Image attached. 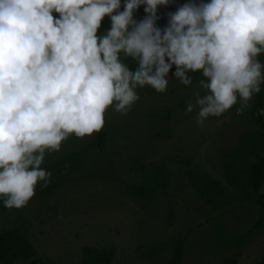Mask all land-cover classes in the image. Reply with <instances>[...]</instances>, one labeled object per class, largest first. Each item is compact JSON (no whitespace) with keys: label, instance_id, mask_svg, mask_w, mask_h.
Instances as JSON below:
<instances>
[{"label":"clouds","instance_id":"9594fccd","mask_svg":"<svg viewBox=\"0 0 264 264\" xmlns=\"http://www.w3.org/2000/svg\"><path fill=\"white\" fill-rule=\"evenodd\" d=\"M0 0V201L21 209L46 188V156L70 137H91L111 109L121 115L139 89L166 93L169 72L207 94L189 103L203 128L264 85V0ZM143 6L145 15L135 13ZM122 9V10H121ZM110 27L98 34L104 18ZM135 63V68L128 61Z\"/></svg>","mask_w":264,"mask_h":264},{"label":"rangeland","instance_id":"374dc122","mask_svg":"<svg viewBox=\"0 0 264 264\" xmlns=\"http://www.w3.org/2000/svg\"><path fill=\"white\" fill-rule=\"evenodd\" d=\"M185 1L159 6L157 25L165 27L163 11ZM134 15L142 19L143 6ZM109 27L105 17L98 34ZM259 59L264 62V54ZM128 63L135 68L134 62ZM173 72L174 67L166 93L139 89L140 100L127 115L110 109L99 133L72 136L59 152L46 156L42 167L47 170L87 150L79 167L51 193L0 213V232H21L31 248L25 260L7 264H81L85 249L105 255V264H167L175 248L177 254L181 251L178 264H259L264 258V220L245 184L251 158L242 136L258 128L245 110L244 115L238 111L239 103L199 127L198 108L189 113L186 107L195 104L197 93L207 94L198 83L202 76L190 73L193 83L184 86ZM261 90L264 103V85ZM239 142L241 152L231 161L244 176L227 180L222 150ZM193 172L217 182L222 196L207 204L187 177ZM151 176L156 187L152 198H137L132 188Z\"/></svg>","mask_w":264,"mask_h":264},{"label":"trees","instance_id":"16d2710c","mask_svg":"<svg viewBox=\"0 0 264 264\" xmlns=\"http://www.w3.org/2000/svg\"><path fill=\"white\" fill-rule=\"evenodd\" d=\"M208 1V0H207ZM187 2V0L185 1ZM183 2V3H185ZM182 3V4H183ZM173 5L170 9L163 12H174L179 5ZM162 12V13H163ZM166 14V13H165ZM164 15V14H163ZM167 16V14H166ZM166 16L164 19L166 20ZM167 24V21L163 22ZM256 94L254 99L250 102L251 106L246 108V118L253 123L258 129L250 130L245 132L242 136L246 138V154L250 156L251 160L248 165L245 166V172L247 175V182L245 184L255 194L254 204L258 208L260 221L264 220V155L261 156V151L264 150V116L261 111H264V103L262 101L261 94ZM245 111L241 112L244 115ZM242 146V142L229 151L222 150V155L225 160V177L228 180V176L233 175L236 178L242 179L244 174L243 171L232 167V156L236 155L239 151L238 147ZM86 149L73 154H70L55 163L52 164L47 170L51 172L50 183L46 188L41 189L39 184L36 188V194L34 197L43 198L49 193H51L61 180L67 175L75 171L84 159V154ZM232 168L231 173L229 169ZM189 181L193 184L194 188L198 187L197 194L204 198L207 204H212L215 197L222 196V191L217 189V182L210 180L207 175L201 174L196 175L193 173H187ZM238 176H237V175ZM163 175L165 173L163 172ZM151 180H146L144 184L135 186L132 188L134 195L142 200H150L155 192V182L153 181V176L150 177ZM165 184L161 185V189L164 190ZM6 208L3 206L2 201H0V213ZM176 249V248H175ZM174 249L171 260L167 264H178L180 259V252ZM31 252L29 243L24 238L21 232L11 231V232H0V264L11 263L13 260H25L27 255ZM177 254V255H176ZM106 256L98 252H93L89 249L83 251V261L81 264H105ZM259 264H264V258L259 262Z\"/></svg>","mask_w":264,"mask_h":264}]
</instances>
